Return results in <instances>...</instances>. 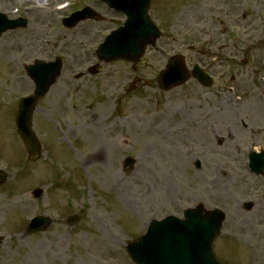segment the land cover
Segmentation results:
<instances>
[{"label":"rangeland","instance_id":"obj_1","mask_svg":"<svg viewBox=\"0 0 264 264\" xmlns=\"http://www.w3.org/2000/svg\"><path fill=\"white\" fill-rule=\"evenodd\" d=\"M85 6L97 20L64 28ZM1 11L27 25L0 36V264H133L124 245L151 220L201 204L223 210L231 234L239 201L252 205L247 233L225 256L257 264L261 242H245L264 221V179L246 156L264 149V0H152L148 17L161 35L135 65L95 58L125 21L100 0H0ZM179 54L212 87L190 79L159 91V72ZM55 58L60 74L32 116L43 150L32 163L14 130L18 101L33 90L24 68ZM37 215L51 225L26 234Z\"/></svg>","mask_w":264,"mask_h":264},{"label":"water","instance_id":"obj_2","mask_svg":"<svg viewBox=\"0 0 264 264\" xmlns=\"http://www.w3.org/2000/svg\"><path fill=\"white\" fill-rule=\"evenodd\" d=\"M102 1L109 8L123 13L126 21L123 27L105 38L96 52L97 57L105 63L117 60L137 63L145 47L152 45L159 37V32L147 16L151 0ZM86 18H95V15L88 9H83L65 20L64 25L72 27ZM23 26H25L24 22H9L0 15V34L7 29ZM59 71V59L48 64L38 61L26 68L27 74L34 82L35 91L33 96L20 101L16 129L31 161H34L41 153L40 146L31 130V116L36 103L46 95ZM191 74L204 86H210V78L197 66L193 67ZM187 78L188 73L185 70L183 58L174 57L167 62L165 70L160 73L158 87L168 91L181 86ZM126 165L131 166L132 161L128 160ZM249 168L256 175L262 174L264 171L262 155L251 156ZM5 179V175L0 173V183ZM34 195H37V192ZM221 215L217 210L203 212L201 206H198L184 211L183 220L169 216L159 222L152 221L145 234L137 241L129 242L125 250L135 264H218L213 256L212 244L220 228ZM49 224L50 221L46 218H35L31 221L27 232L43 231Z\"/></svg>","mask_w":264,"mask_h":264},{"label":"flooded vegetation","instance_id":"obj_3","mask_svg":"<svg viewBox=\"0 0 264 264\" xmlns=\"http://www.w3.org/2000/svg\"><path fill=\"white\" fill-rule=\"evenodd\" d=\"M234 190H235L236 194H238V192L241 191V189H234ZM230 196H231V194H230ZM238 204H239V208L238 209L235 208L236 216L234 215V222H235V219H238V220H237V222L234 225H233L234 222L233 223L231 222L230 231L231 230L232 231H237L239 233H242V235H237V234H235L232 231H231V234L228 231L224 232V229L222 228L221 235L225 236V238L228 237L229 239L220 240V238H219L218 243H217V247L215 248L219 260L222 263H224V264H228L227 262L232 263V261L227 259V257L225 256L226 247L228 246L229 243H233V241L237 242L236 244L238 245L239 248H240V245L242 246V243L239 241V239H237L235 237H243V236H245V233H247L246 224H247V221L248 222L250 221V220L247 219L246 213L250 212V210L252 209V205L250 206L249 209L245 210L244 209V203H241L239 201ZM262 218L264 219V216ZM226 219H227V217L224 220L223 227H224V224L226 222ZM250 224H251V222H250ZM247 237H248L247 242H245L246 245L249 244V241L254 243L255 241H257V239H258V241L261 242L260 245H261V248H262V251H261L262 257L260 255H253V258L256 259L257 256H259V258L257 260V264H264V221L258 227L254 226L252 234L248 235ZM232 238H233V240L230 241ZM218 251H220V253H218ZM248 253L249 254L250 253L253 254V252H250V251ZM253 262H254V260L250 264H254Z\"/></svg>","mask_w":264,"mask_h":264},{"label":"bare ground","instance_id":"obj_4","mask_svg":"<svg viewBox=\"0 0 264 264\" xmlns=\"http://www.w3.org/2000/svg\"><path fill=\"white\" fill-rule=\"evenodd\" d=\"M40 12H42V11H40Z\"/></svg>","mask_w":264,"mask_h":264}]
</instances>
